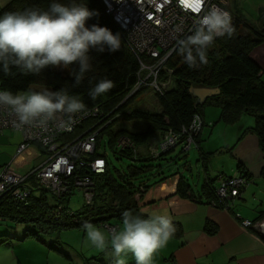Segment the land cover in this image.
<instances>
[{"label": "trees", "instance_id": "obj_1", "mask_svg": "<svg viewBox=\"0 0 264 264\" xmlns=\"http://www.w3.org/2000/svg\"><path fill=\"white\" fill-rule=\"evenodd\" d=\"M50 2L51 0H11L0 11L23 9L29 6L46 9ZM86 3L89 9L98 13L89 23H98L101 26H107L113 33L118 32L122 41L121 49L115 52L91 51L93 69L88 74V78L79 86H73L75 83L74 77L71 75L73 69L47 66L39 74H24L15 67L12 68L10 74H5L0 70V87L13 92L27 90L34 85L47 87L50 90L67 88L72 94L81 95L88 109L98 107L100 111L107 113L115 110L113 114L116 115V118L112 126L99 134L95 153L90 159L97 156L103 157L96 152L103 133H106L115 156H127L132 160L140 161L155 160L161 159L163 155L171 153L177 147H179L180 153H186L193 144L197 149L200 148L199 137L205 125L204 109L209 105L217 106L220 109V119L227 124L235 121L242 112L253 113L254 124L248 129L252 130L258 139L263 157L261 177L264 179V81L260 77L261 67L250 56V52L256 46L264 43V7L259 10L256 24L246 23L238 18L236 13L231 12L234 16V33L231 37L224 36L216 39L213 48L208 53L209 62L207 65H202L197 69L188 68L177 47L164 64L166 69L171 70V82L167 91L164 94L153 92L157 97L160 110L155 114H149L127 110L146 88L138 89L124 101L137 82L139 70L137 58L126 45L117 25L104 12L101 0H86ZM143 59L145 63L150 61L148 58ZM166 73L162 72L161 79H164ZM102 78L113 80L115 87L104 96L92 100L87 94L88 89ZM199 87L218 88L220 92L216 96L207 98L203 105H196V98L191 94L190 89ZM194 116H199L202 125L199 132L191 134L193 142L190 147L187 150L184 149L186 137L182 134L174 148L166 152L161 151L162 137L169 130L180 133L182 127H188L191 124ZM117 120L121 122L140 121L144 124L142 125L145 129L136 133L127 131L125 128L114 130V123ZM87 126L88 124L85 123L78 128L77 134ZM156 134H159V137H156ZM75 135L76 133H73L65 138ZM121 135L130 139L129 147L121 149L116 146L115 139ZM34 145L42 148L39 143H34ZM242 167V163L238 162L236 168L239 170V174L249 177ZM147 170V167L134 168L130 174L135 175ZM126 177V174L120 176L121 182L114 178L106 160L105 172L98 175L93 174L98 193L94 203L91 206L83 203L81 210L72 211L68 207V199L63 198L59 220L49 216V212L55 204L48 202V193L40 188L32 186L28 195L19 200H13L8 194H2L0 195V221L9 220L15 224H30L31 227L24 228V235L28 236L56 230L84 229L85 222L94 223L104 229H107L105 225L108 224L119 228L116 222L110 223V219L121 221L122 213L125 210L134 213L141 212L136 197L141 196L140 199H142L149 190L144 184L129 183ZM203 187L208 190L207 201L209 203L216 202L214 193L216 186L214 187L207 177ZM36 190L40 191L37 197L33 195Z\"/></svg>", "mask_w": 264, "mask_h": 264}, {"label": "clouds", "instance_id": "obj_2", "mask_svg": "<svg viewBox=\"0 0 264 264\" xmlns=\"http://www.w3.org/2000/svg\"><path fill=\"white\" fill-rule=\"evenodd\" d=\"M8 2L0 0V9ZM97 15L86 0H51L46 9L29 6L0 11V70L10 74L15 67L24 74H39L47 66L73 69V86H79L93 69L91 51L121 49L118 32L89 23ZM233 33L231 14L211 8L199 18L191 34L178 39L179 54L188 68L197 69L208 64V53L216 39L231 37ZM114 87L113 80L102 78L92 84L87 94L96 100ZM0 106H7L14 113L18 132L34 122L46 125L58 114L68 117L66 126L73 124L75 117L88 114L81 95L72 94L67 88H29L16 92L0 88ZM191 126H199V116L193 117ZM83 228L85 245L101 252L110 251L115 264H127L129 254L135 264H154L156 253L168 245L177 231L167 212L143 210L139 213L125 210L116 229H104L91 222H85Z\"/></svg>", "mask_w": 264, "mask_h": 264}, {"label": "crops", "instance_id": "obj_3", "mask_svg": "<svg viewBox=\"0 0 264 264\" xmlns=\"http://www.w3.org/2000/svg\"><path fill=\"white\" fill-rule=\"evenodd\" d=\"M250 56L261 67L260 77L264 81V43L256 46ZM203 120L207 122L205 114ZM231 124L244 134L236 144L230 143L231 140L224 142L229 150L235 144L234 151L230 152L242 163L244 172L252 181L251 186L242 191L241 201L233 202L229 210L207 201L208 190L203 187L205 178L215 187L218 177L224 174L209 177L206 166L202 167L204 179L199 188L196 184L193 188L185 176L179 174L148 190L139 203L140 211L167 212L177 229L168 245L156 253L154 264H264V229L260 227L264 222L263 160L258 139L248 129L254 124L253 113L242 112ZM21 142L20 132L0 131V169L7 166L25 175L44 161L45 152L37 145H27L17 151ZM238 173L236 168L234 174L224 176ZM243 221H249L250 225L243 226ZM16 227L9 220L0 221L1 264L11 259H16V264H115L110 251L101 252L85 245L84 229L28 236L23 233L24 227L17 233ZM126 260L127 264H135L131 254Z\"/></svg>", "mask_w": 264, "mask_h": 264}, {"label": "built area", "instance_id": "obj_4", "mask_svg": "<svg viewBox=\"0 0 264 264\" xmlns=\"http://www.w3.org/2000/svg\"><path fill=\"white\" fill-rule=\"evenodd\" d=\"M104 12L119 28L128 48L133 52L139 63L137 82L124 101L141 88H151L153 92L164 94L170 85L171 70L166 69L165 61L178 47V39L191 34L197 26L199 18L211 8L228 11L233 20L234 16L228 8L227 0H101ZM143 58L150 61L145 63ZM167 72L164 79L160 76ZM1 88V87H0ZM116 109V108H115ZM115 112H103L98 107L88 109L87 115L75 117L70 126L65 125L68 117L58 114L46 125L34 122L25 126L21 133L22 142L17 151L27 145L39 143L44 149L45 158L27 174H18L5 166L0 173V195L8 194L13 200L23 199L35 186L50 194L54 206L49 212L52 219L59 220L62 213V200L73 191L79 190L84 197V204L91 206L98 193L96 192L93 174H101L106 169V159L102 156L90 157L95 153L99 134L108 129L113 123ZM16 117L10 108L0 106V131L15 127ZM88 124L77 134V129ZM199 126L182 127L180 133L169 130L161 142V151L174 148L182 134L186 137L185 150L192 144L191 134L199 132ZM76 133L75 136L66 137ZM127 136H118L116 146L121 149L129 147ZM156 153V151H155ZM157 154V153H156ZM251 179L243 174L220 176L214 188L216 202L212 205L231 209L234 199H239L242 191L251 184ZM243 226L250 225L243 221ZM107 229L116 226L105 225ZM264 228V222L260 223Z\"/></svg>", "mask_w": 264, "mask_h": 264}, {"label": "rangeland", "instance_id": "obj_5", "mask_svg": "<svg viewBox=\"0 0 264 264\" xmlns=\"http://www.w3.org/2000/svg\"><path fill=\"white\" fill-rule=\"evenodd\" d=\"M228 8L237 17L249 24H256L259 16L260 8L264 7V0H227ZM31 88L41 89L43 86H32ZM145 89V88H144ZM135 110L136 112H147L149 114H155L160 110L157 97L153 93L151 88L145 89L140 95L136 97L134 102L127 110ZM204 114L206 117V123L202 128L199 137V146L201 144V151H199L194 144L191 149L186 153H180L179 147L173 150L171 153L163 155L161 159L155 160H132L127 156H115L113 150L109 144L108 137L106 133L102 134L100 138V146L97 149L98 155L105 156L109 170L111 174L120 181V176L124 174L127 175L126 179L129 183L134 185L144 184L148 189H152L154 186L162 184L165 180H171L173 177L183 174L190 185L196 184L197 187L202 184L204 179V172L202 170L203 166H206L209 172V177L212 175L223 173L224 175L234 174L236 171V166L238 159L234 157L231 153L235 148V144L244 132H238L237 126L231 123H226L220 119V109L217 106L209 105L205 107ZM140 121H116L114 123V130L125 128L127 131L132 133L140 132L144 128V124ZM112 123L108 126L110 128ZM243 133V134H242ZM255 135V134H254ZM251 136V135H249ZM256 136V135H255ZM159 137V134H156ZM257 137V136H256ZM225 140H231L230 143L233 144L232 148L227 149L225 145ZM31 145V144H30ZM232 145V144H230ZM227 149V150H225ZM210 150H213L210 152ZM260 150V149H259ZM234 151V150H233ZM210 154H205L209 153ZM261 152V150H260ZM186 154V155H185ZM262 155V152H261ZM204 157H206L204 159ZM263 160V157H262ZM186 165V167L184 166ZM4 167V166H3ZM3 167L1 169H3ZM145 168L148 170L141 172L139 174H130V171L134 168ZM184 167V168H183ZM0 169V173L1 170ZM121 182V181H120ZM252 183V182H251ZM251 186V185H249ZM194 188V187H193ZM248 188V186L246 187ZM147 193V192H146ZM145 193V194H146ZM40 191L36 190L34 196H39ZM145 196V195H144ZM48 202L53 203L54 199L50 194H47ZM141 196H137L138 205L142 199ZM65 199L68 200V207L72 211H79L84 203V197L81 191L75 190L69 197L66 196ZM241 200L234 199V203ZM242 203V202H241ZM141 206V205H140ZM11 222V221H10ZM117 223L119 226L121 221L115 219H110V223ZM17 231H20L22 227L30 226V224H15ZM13 233V232H12ZM24 233V232H23ZM1 264V258H0ZM4 264H16V259H11L9 262Z\"/></svg>", "mask_w": 264, "mask_h": 264}, {"label": "water", "instance_id": "obj_6", "mask_svg": "<svg viewBox=\"0 0 264 264\" xmlns=\"http://www.w3.org/2000/svg\"><path fill=\"white\" fill-rule=\"evenodd\" d=\"M191 94L196 98V105H203L205 100L219 94L218 88L199 87L190 89ZM262 228V227H261ZM264 229V228H263Z\"/></svg>", "mask_w": 264, "mask_h": 264}, {"label": "snow or ice", "instance_id": "obj_7", "mask_svg": "<svg viewBox=\"0 0 264 264\" xmlns=\"http://www.w3.org/2000/svg\"><path fill=\"white\" fill-rule=\"evenodd\" d=\"M186 2H188V0H186ZM194 2H197V3H198V2H199V0H194Z\"/></svg>", "mask_w": 264, "mask_h": 264}]
</instances>
